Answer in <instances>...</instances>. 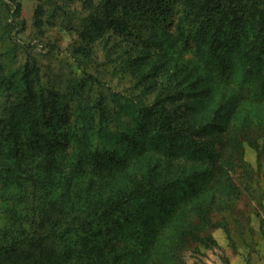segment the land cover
<instances>
[{"label":"rangeland","instance_id":"obj_1","mask_svg":"<svg viewBox=\"0 0 264 264\" xmlns=\"http://www.w3.org/2000/svg\"><path fill=\"white\" fill-rule=\"evenodd\" d=\"M182 1L172 0L166 21L133 19L131 32L111 30L89 44L80 35L87 25L83 0H0V61L12 69L35 61L42 85L55 86L72 111L92 106L98 120L89 150L100 154L96 181L105 182L106 194L134 177L169 182L200 167L214 174L129 208L124 236L109 226L114 253H123L109 264H264V135L251 127L256 147L244 142L242 159L231 145L221 148L212 128L194 134L197 146L189 149L162 132L160 116L152 112L157 109L178 128L180 121L216 116L204 103L211 68L198 62L196 44L188 39L194 27L182 20ZM7 98L0 94V108ZM204 149L214 163L194 154ZM211 189L216 195L208 224L198 232L203 241L188 237L178 246L177 229L187 225L192 201ZM116 220L123 225L122 216Z\"/></svg>","mask_w":264,"mask_h":264},{"label":"trees","instance_id":"obj_2","mask_svg":"<svg viewBox=\"0 0 264 264\" xmlns=\"http://www.w3.org/2000/svg\"><path fill=\"white\" fill-rule=\"evenodd\" d=\"M170 3L83 0L87 25L80 35L90 44L111 30L131 32L137 26L133 19L166 21ZM182 4V20L194 27L188 39L196 44L198 62L211 68L204 103H211L216 116L209 121L210 116L203 114L188 125L180 121L178 128L157 109L152 112L160 116L162 132L185 148H195L192 136L212 128L219 132L221 148L229 144L241 158L244 142L256 147L258 137L251 127L257 126L264 135V0H183ZM5 92L8 98L0 108V264L117 262L123 253H114L109 226L124 236L129 208L141 204V199L164 198L179 186L183 190L190 180L214 177L209 167L192 170V176L184 170L169 182L153 175L134 177L106 194L105 182L96 181L100 154L92 156L89 150L98 120L92 106L87 105L89 112L72 111L55 86L42 85L35 61L21 69L0 61V94ZM231 120L234 124L228 126ZM211 153L194 152L214 163ZM215 195L211 189L203 199L192 201L187 225L180 223L177 229L178 246L188 237L203 241L198 232L208 224ZM119 215L123 225L116 220ZM159 220L164 223L160 216Z\"/></svg>","mask_w":264,"mask_h":264}]
</instances>
